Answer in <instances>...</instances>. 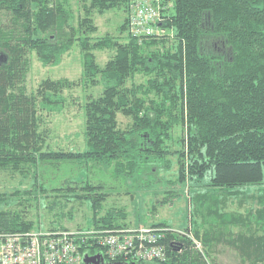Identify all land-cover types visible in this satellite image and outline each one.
<instances>
[{
  "label": "trees",
  "instance_id": "16d2710c",
  "mask_svg": "<svg viewBox=\"0 0 264 264\" xmlns=\"http://www.w3.org/2000/svg\"><path fill=\"white\" fill-rule=\"evenodd\" d=\"M77 2L74 15L66 0H0V171L26 175L29 168L52 158L54 164L81 160L105 167L115 177L141 179L169 167L167 140L180 126L183 133L175 151L178 182L195 184L205 176L204 185L211 187L264 182V0H171L166 26L176 40L162 51L151 50V45L163 38L140 43L127 34V0ZM119 8L125 13L119 26L124 38L93 37L92 14ZM211 39L226 52H216L212 43L209 48ZM74 46L82 53L83 81L100 84L102 91L84 104V149L44 151L37 129L41 111L61 109L62 90L74 83L44 79L36 94L27 93L28 54L33 51L43 65H54ZM102 49L113 54L99 65L94 51ZM135 74L144 81L127 86ZM118 112L132 118L125 130L118 128ZM53 189L72 191L71 197L86 200L95 228L128 225L122 210L98 216L107 195L100 183L64 180ZM194 199V211L196 205L202 208L195 214L200 212L203 220L219 214V200ZM260 199L250 219L255 218L256 228L264 231V198ZM242 220L230 215L222 221L235 225ZM49 228L64 229L60 224ZM31 229L34 222L20 211L0 208V230ZM194 235L205 245L210 238L207 230L195 229ZM171 239L177 240L175 244ZM244 241L235 245L242 246L238 250L250 264H264V235ZM163 243L166 259L155 262L206 264L181 234L167 233ZM97 252L103 249H90Z\"/></svg>",
  "mask_w": 264,
  "mask_h": 264
},
{
  "label": "rangeland",
  "instance_id": "374dc122",
  "mask_svg": "<svg viewBox=\"0 0 264 264\" xmlns=\"http://www.w3.org/2000/svg\"><path fill=\"white\" fill-rule=\"evenodd\" d=\"M66 1L76 15L79 9L77 0ZM124 16L125 13L120 8L93 13L96 31L92 36L108 34L124 38L125 34L119 30ZM75 21L76 19L74 24ZM162 38L151 45V50L162 51L171 47L176 40L173 31L171 36ZM213 42L216 45L214 49L216 52H226L227 48L216 39L208 42L209 48ZM94 54L96 62L103 65L112 56L113 51L95 50ZM28 59V71L24 78L27 93L36 94L44 79H67L74 83L70 88L62 90L64 101L61 109L51 112L41 111V121L37 127L43 137L41 150L63 152L83 150L85 147L84 104L90 97L96 98L100 95L102 87L100 84L83 81V58L80 49L74 46L61 56L59 63L54 65H43L33 51L28 54ZM144 79L142 75L135 74L132 79H127L126 85L130 87L132 84L143 82ZM116 116L119 129L125 130L131 125L130 116L121 112ZM182 133L180 126L174 127L170 132L171 139L167 140L169 153L166 154L169 167L160 168L154 174H144L141 179L115 177L109 169L92 163L85 164L81 160L59 161L58 164H54L57 161L52 158L48 159L49 162L45 161L46 158L44 163L40 161L36 167L29 168L26 175L18 170L11 173L1 170L0 198L4 201H0V208L20 211L26 220L34 222L35 229H49L51 225L60 224L67 230L89 231L95 228L90 224L92 211L89 203L82 198L71 197L69 194L72 191L53 189L58 188L64 180L74 181L85 178L92 183H100L103 191L107 192L98 216L108 210H122L126 214L124 218L128 223L126 227L134 228L163 222L165 226L178 232H185L197 240L201 250L196 249L192 240L187 238L190 241V249L194 253H199L206 264H250L246 255L238 250L242 246L235 244H245L244 238L249 236L264 235V231L256 228V219H250L259 208L260 198H264V182L226 188L204 185L207 176L195 184L187 180L178 182L175 151L180 148L177 138ZM70 185L73 187L75 184L71 182ZM75 192L82 193L78 189H75ZM195 196L219 200L217 208L221 215L214 214L203 220L200 212L195 214L202 209L196 205L194 211ZM229 214L241 217L243 220L235 225L223 222L222 220L230 219ZM195 229H199L200 232L207 230L210 238L206 245L195 237ZM239 234L242 235L240 240L237 238ZM91 254L94 253L87 255Z\"/></svg>",
  "mask_w": 264,
  "mask_h": 264
},
{
  "label": "built area",
  "instance_id": "2783aa9c",
  "mask_svg": "<svg viewBox=\"0 0 264 264\" xmlns=\"http://www.w3.org/2000/svg\"><path fill=\"white\" fill-rule=\"evenodd\" d=\"M127 4V34L131 38L141 43L172 35V29L166 26L171 0H127ZM167 233L181 234L201 250L198 241L189 234L162 225L89 231L0 230V264H80L92 248L103 249L111 260L164 261L163 239ZM176 241L171 239L170 244Z\"/></svg>",
  "mask_w": 264,
  "mask_h": 264
},
{
  "label": "flooded vegetation",
  "instance_id": "af4514ba",
  "mask_svg": "<svg viewBox=\"0 0 264 264\" xmlns=\"http://www.w3.org/2000/svg\"><path fill=\"white\" fill-rule=\"evenodd\" d=\"M212 44H213L212 46L214 48H216L215 43L213 42ZM94 254H99V256L97 258L87 260V261L81 260L80 264H186V262L183 260L176 261L174 263H170L168 261H166L165 263H159V262H155V261L135 262V261H129V260H111V259L107 258L101 252H97ZM94 254H91L90 256H94Z\"/></svg>",
  "mask_w": 264,
  "mask_h": 264
},
{
  "label": "water",
  "instance_id": "95a60500",
  "mask_svg": "<svg viewBox=\"0 0 264 264\" xmlns=\"http://www.w3.org/2000/svg\"><path fill=\"white\" fill-rule=\"evenodd\" d=\"M98 256H99V254H94V256L84 255L82 260L83 261H87V260H91V259L97 258Z\"/></svg>",
  "mask_w": 264,
  "mask_h": 264
},
{
  "label": "bare ground",
  "instance_id": "6f19581e",
  "mask_svg": "<svg viewBox=\"0 0 264 264\" xmlns=\"http://www.w3.org/2000/svg\"><path fill=\"white\" fill-rule=\"evenodd\" d=\"M105 255V254H104Z\"/></svg>",
  "mask_w": 264,
  "mask_h": 264
}]
</instances>
